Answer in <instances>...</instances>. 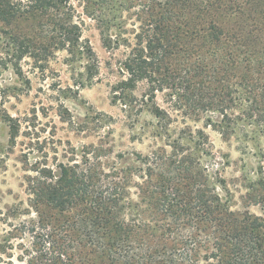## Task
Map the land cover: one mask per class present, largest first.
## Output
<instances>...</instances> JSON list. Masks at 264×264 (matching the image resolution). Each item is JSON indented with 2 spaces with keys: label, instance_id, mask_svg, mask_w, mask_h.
Instances as JSON below:
<instances>
[{
  "label": "rangeland",
  "instance_id": "obj_1",
  "mask_svg": "<svg viewBox=\"0 0 264 264\" xmlns=\"http://www.w3.org/2000/svg\"><path fill=\"white\" fill-rule=\"evenodd\" d=\"M147 6L148 0L72 2L73 22L98 60L90 70L86 54L67 51L46 60L24 57L19 70L0 37V264L47 263L48 229L30 190L45 167L57 173L79 165L105 174L113 166L128 178L129 197H141L143 177L151 190L162 170L149 163L154 153L163 150L171 161L191 153V171L201 175L208 197L216 192L239 215L264 218V83H243L240 69H215L210 64L221 52L215 57L209 50L207 67H200L194 50L167 55L152 83H128L119 67L125 47L112 51L102 37L121 32L132 41L145 26L139 15ZM234 20L223 16L220 22ZM251 76L260 80L264 69ZM164 169L167 176L186 174L177 163ZM209 226L201 225V234L215 236Z\"/></svg>",
  "mask_w": 264,
  "mask_h": 264
},
{
  "label": "trees",
  "instance_id": "obj_2",
  "mask_svg": "<svg viewBox=\"0 0 264 264\" xmlns=\"http://www.w3.org/2000/svg\"><path fill=\"white\" fill-rule=\"evenodd\" d=\"M73 1L0 0V37L18 69L24 57L46 60L58 51L86 54L87 70L92 69L98 60L73 22ZM142 12L145 26L132 41L121 32L102 37L112 51L125 47L119 67L128 83H152L167 55L193 50L201 55L199 65L210 64L205 50L214 56L221 52L210 64L215 69H240L243 83H264V77L251 76L264 69V0H148ZM223 16L235 20L228 26L220 22ZM161 112L156 108V117ZM166 157L163 150L154 153L149 163L162 170L151 190L143 177L141 197H129L128 178L116 175L113 166L105 174L104 168L79 165L60 166L57 173L41 169L30 190L48 229L46 264H264V218L239 215L216 192L208 197L201 175L191 171L196 164L191 153L172 161ZM167 162L181 165L186 174L167 176ZM44 207L51 213L44 214ZM145 209L160 216L146 219ZM201 225H210L215 236L201 234Z\"/></svg>",
  "mask_w": 264,
  "mask_h": 264
}]
</instances>
